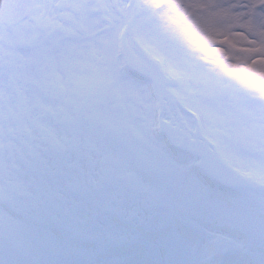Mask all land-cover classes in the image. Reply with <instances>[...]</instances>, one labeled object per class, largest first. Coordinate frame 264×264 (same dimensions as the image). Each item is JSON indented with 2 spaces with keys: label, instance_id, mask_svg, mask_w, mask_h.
Wrapping results in <instances>:
<instances>
[{
  "label": "rangeland",
  "instance_id": "rangeland-1",
  "mask_svg": "<svg viewBox=\"0 0 264 264\" xmlns=\"http://www.w3.org/2000/svg\"><path fill=\"white\" fill-rule=\"evenodd\" d=\"M72 1L0 29V264H264V0H136L125 59Z\"/></svg>",
  "mask_w": 264,
  "mask_h": 264
},
{
  "label": "trees",
  "instance_id": "trees-1",
  "mask_svg": "<svg viewBox=\"0 0 264 264\" xmlns=\"http://www.w3.org/2000/svg\"><path fill=\"white\" fill-rule=\"evenodd\" d=\"M73 104H76L75 107L70 106L68 110L70 112V115L72 113L75 114L76 120L78 122H81L80 119H79V115L80 114H83L85 116V119L86 120L88 118H90V110H92L93 108L98 112V120H100V119H102V117H104V114H103L104 111L102 109L105 108V105L102 104L100 106V101L98 99L93 102V106L94 107H92V105H88L89 103H85V101H84L83 98L82 99L75 100L73 102ZM96 107H98V108L100 107V110L97 109ZM109 111H110V109H109ZM125 140H129V141H125ZM121 142H122V146L125 147V148H128L129 147V148H131L132 151L139 150L138 143L136 142V139L131 134H128V137H127L126 134H125V132H123V138H122ZM150 153H151V155L153 157H155L154 152L150 151ZM161 164L162 163L159 162L158 163V166H160ZM263 236H264V234H263ZM0 237L2 238V239H0V249L1 248H4L5 253L6 252L7 253L15 252L14 250L16 248H12L10 246V243L7 240V237L3 233L0 234ZM71 249L72 248H69V250H71ZM6 259L7 260H13L15 258H13L11 255L8 254L7 257H6Z\"/></svg>",
  "mask_w": 264,
  "mask_h": 264
},
{
  "label": "water",
  "instance_id": "water-1",
  "mask_svg": "<svg viewBox=\"0 0 264 264\" xmlns=\"http://www.w3.org/2000/svg\"><path fill=\"white\" fill-rule=\"evenodd\" d=\"M35 0H0V24L21 21L33 9Z\"/></svg>",
  "mask_w": 264,
  "mask_h": 264
},
{
  "label": "flooded vegetation",
  "instance_id": "flooded-vegetation-1",
  "mask_svg": "<svg viewBox=\"0 0 264 264\" xmlns=\"http://www.w3.org/2000/svg\"><path fill=\"white\" fill-rule=\"evenodd\" d=\"M41 1H42V0H36V4H35V6H34V10H35V8H36V10H37V8L39 7ZM56 1H60L61 5H64L63 0H56ZM70 1H71V0H67V2H66L65 4L70 3ZM94 1H95V0H92V1H90V2H91V3H94Z\"/></svg>",
  "mask_w": 264,
  "mask_h": 264
}]
</instances>
